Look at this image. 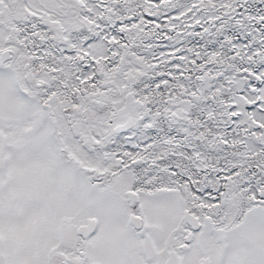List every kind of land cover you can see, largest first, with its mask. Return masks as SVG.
<instances>
[{"label":"snow or ice","instance_id":"snow-or-ice-1","mask_svg":"<svg viewBox=\"0 0 264 264\" xmlns=\"http://www.w3.org/2000/svg\"><path fill=\"white\" fill-rule=\"evenodd\" d=\"M0 264H264V0H0Z\"/></svg>","mask_w":264,"mask_h":264}]
</instances>
